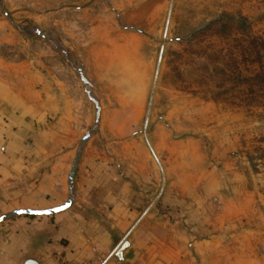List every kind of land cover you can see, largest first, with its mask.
Returning a JSON list of instances; mask_svg holds the SVG:
<instances>
[{
    "label": "crops",
    "instance_id": "1",
    "mask_svg": "<svg viewBox=\"0 0 264 264\" xmlns=\"http://www.w3.org/2000/svg\"><path fill=\"white\" fill-rule=\"evenodd\" d=\"M161 9L155 2L120 15L123 52L85 60L101 117L83 146L87 133L80 136L55 105L74 103L49 95L39 73L17 78L0 70V218L74 200L56 215L0 224V264L221 263L235 220L226 215L221 169L206 157L202 139L173 137L143 108L123 106L106 116L101 105L148 104L140 52L146 37L134 29H150ZM127 240L133 248L120 262L116 254Z\"/></svg>",
    "mask_w": 264,
    "mask_h": 264
},
{
    "label": "rangeland",
    "instance_id": "2",
    "mask_svg": "<svg viewBox=\"0 0 264 264\" xmlns=\"http://www.w3.org/2000/svg\"><path fill=\"white\" fill-rule=\"evenodd\" d=\"M155 2L162 5L156 22L134 29L146 37L140 52L148 104L101 105L106 116L123 106L143 108L173 137L202 139L206 157L221 169L226 215L235 220L220 264H264V92L254 86L252 100L244 82L264 72V59L248 63V42L264 41V0H0V70L42 75L49 95L74 103L55 104L65 108L59 117L74 120L80 136L95 135L97 109L79 71L92 55L122 53L119 16ZM217 19L225 21L195 34Z\"/></svg>",
    "mask_w": 264,
    "mask_h": 264
},
{
    "label": "water",
    "instance_id": "3",
    "mask_svg": "<svg viewBox=\"0 0 264 264\" xmlns=\"http://www.w3.org/2000/svg\"><path fill=\"white\" fill-rule=\"evenodd\" d=\"M8 15V14H7ZM79 74H80V77H81V80L83 82V84L86 86V87H90V83L88 82V80L86 79L85 77V73H84V70H80L79 71ZM87 93V96L89 97V99L95 104L96 106V109H97V114H96V119H97V123L100 122V117H101V108H100V105L99 103L93 98L92 96V92L87 90L86 91ZM90 139V133H88L85 138L83 139V142H82V146L88 142V140ZM80 160V155L77 157L76 159V164L79 162ZM76 172H77V165H75L72 169V172L70 174V180L71 181H74V178H75V175H76ZM74 204V200L71 199L67 204H65L64 206H61V207H58V208H55V209H52V210H45V211H35V210H19V211H16L14 213H11L7 216H4L2 218H0V224H2L3 222L7 221V220H10V219H13L17 216H52V215H56V214H59V213H62L68 209L71 208V206ZM133 248V244H132V241L131 240H127L123 246L120 248V250L117 252L116 254V258L120 261V262H125V259H126V255L132 250ZM27 264H37L36 262L34 261H29L27 262Z\"/></svg>",
    "mask_w": 264,
    "mask_h": 264
},
{
    "label": "trees",
    "instance_id": "4",
    "mask_svg": "<svg viewBox=\"0 0 264 264\" xmlns=\"http://www.w3.org/2000/svg\"><path fill=\"white\" fill-rule=\"evenodd\" d=\"M224 21L225 20L223 19H217L211 22L205 28H202L201 30H199L195 34L197 35L198 33L211 28L214 24H220ZM226 21L235 22V20L231 17L227 18ZM236 23H239V21H236ZM261 50L264 51V41L263 40H259L256 38L250 40L248 42V63H251L252 65H263L264 58L261 55ZM223 74L226 75L225 73ZM237 78H238V83H242V81L240 82L241 79L238 76H235L234 79H231V80L236 81ZM245 81L248 83V89H249L248 94H250L252 100H254L256 96V91L254 90V86L260 85L261 86L260 91L264 92V72H261V71L252 72L248 74V79L247 78L244 79V82Z\"/></svg>",
    "mask_w": 264,
    "mask_h": 264
}]
</instances>
